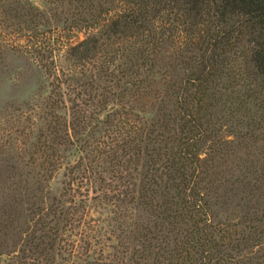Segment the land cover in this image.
Listing matches in <instances>:
<instances>
[{
  "label": "trees",
  "instance_id": "obj_1",
  "mask_svg": "<svg viewBox=\"0 0 264 264\" xmlns=\"http://www.w3.org/2000/svg\"><path fill=\"white\" fill-rule=\"evenodd\" d=\"M77 1L89 34L66 60H100L120 103L156 101L138 132L106 118L113 170H142L137 191L131 175L115 189L145 211L132 264H264V0ZM21 2L0 0V26L36 18ZM79 88L66 85L72 112Z\"/></svg>",
  "mask_w": 264,
  "mask_h": 264
},
{
  "label": "rangeland",
  "instance_id": "obj_2",
  "mask_svg": "<svg viewBox=\"0 0 264 264\" xmlns=\"http://www.w3.org/2000/svg\"><path fill=\"white\" fill-rule=\"evenodd\" d=\"M82 3L22 0L36 18L0 26V264H132L141 251L145 211L115 190L118 177H136L137 191L141 166L113 170L117 138L106 118L127 114L126 129L138 132L154 115V92L120 103L100 60H66L89 34ZM74 82L82 88L71 94L72 112L66 85ZM233 207L220 215H238Z\"/></svg>",
  "mask_w": 264,
  "mask_h": 264
}]
</instances>
